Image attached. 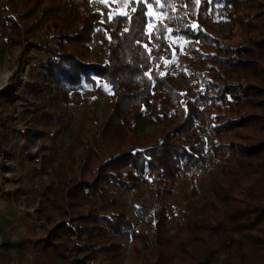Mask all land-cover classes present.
Wrapping results in <instances>:
<instances>
[{
	"label": "trees",
	"instance_id": "1",
	"mask_svg": "<svg viewBox=\"0 0 264 264\" xmlns=\"http://www.w3.org/2000/svg\"><path fill=\"white\" fill-rule=\"evenodd\" d=\"M92 1L21 0L11 7L16 16L6 7L0 13L7 46L50 54L36 63L46 74L34 84L41 101L26 111L58 122L56 137L72 133L64 155L41 158L40 176L51 160L53 179L37 191L36 213L50 228L36 262L125 264L120 238L130 232L127 264H264V0H131L127 15L106 24L97 22L102 14ZM150 5L163 13L151 30ZM235 16L247 35L222 46L214 31L222 19L234 25ZM97 27L109 41L94 58ZM42 29L52 30L53 44L30 42ZM172 38L187 43L185 52ZM173 54L185 84L201 90L194 99L184 101V86L166 69ZM98 82L112 91L102 123L83 113L73 125L67 113L45 110L92 106L72 89ZM147 115L158 127L141 139ZM112 183L134 200L149 186L153 232L134 228L128 207L107 188Z\"/></svg>",
	"mask_w": 264,
	"mask_h": 264
},
{
	"label": "rangeland",
	"instance_id": "2",
	"mask_svg": "<svg viewBox=\"0 0 264 264\" xmlns=\"http://www.w3.org/2000/svg\"><path fill=\"white\" fill-rule=\"evenodd\" d=\"M21 0H0V13L3 8H8L5 15H15L11 8ZM131 1V0H130ZM145 1V0H143ZM46 4V3H45ZM44 4V5H45ZM130 2L121 4L119 0H107L106 3L93 0L94 8L101 12L102 17L97 22L106 24L116 15L128 13ZM163 13L153 5L149 6L148 16L151 19L149 30ZM235 24L232 25L229 19H222L214 31L222 46L235 45L243 41L247 35L242 19L234 17ZM52 30L42 29L30 38V42L40 44V39L46 43L53 44L50 36ZM109 36L102 27H97L94 42L90 47V54L97 58L103 54L108 44ZM174 45H178L182 52L186 50V42L172 38ZM27 44L22 46H7L5 40L0 38V264H38L37 256L41 255V237L47 234L50 228L42 221L36 213L40 199L37 191L41 189L42 181L49 182L53 179V173L48 164V175L40 176V162L44 155H64L66 148L72 141V133L68 132L56 137L54 131L60 127L58 122L45 121L33 116L26 110L32 109L33 103H38L40 93L35 90V83L45 81V72L36 63L46 61L50 54L38 46L31 47ZM176 54H173L166 61V69L176 78V81L184 86V101L194 99L201 90L193 86H187L182 76V71L176 66ZM173 66V68H172ZM190 74L189 71H187ZM105 83L98 82L96 86L83 85L72 89V93L79 91L84 98L93 99V105L86 103L81 105L60 104L56 108L49 107L45 110L68 114L66 122L75 124L81 120L83 113L93 114L102 123L109 101L110 89ZM111 90V89H110ZM11 98L8 99V96ZM161 113H170L165 107H160ZM145 127L139 132V137L145 139L153 134L158 127L148 115L144 119ZM3 123L7 124L3 135ZM198 126L204 128V111L199 117ZM46 129L50 134L47 138H41L35 130ZM30 130V131H29ZM94 125L90 120L85 122V133L91 139ZM38 155L35 158L34 155ZM209 159L212 161L211 152ZM78 172L79 164H76ZM79 173V172H78ZM79 176V175H78ZM109 191L114 193L121 204L128 207V217L132 220L134 228L138 231L143 229L153 232V227L147 218V212L151 205V193L149 186H143L141 192L137 191V199L134 200L130 193L116 183L107 185ZM99 209L101 207L99 206ZM174 223V219L172 220ZM120 241L125 245V264L128 263L131 254V234L125 232L121 235Z\"/></svg>",
	"mask_w": 264,
	"mask_h": 264
},
{
	"label": "snow or ice",
	"instance_id": "3",
	"mask_svg": "<svg viewBox=\"0 0 264 264\" xmlns=\"http://www.w3.org/2000/svg\"><path fill=\"white\" fill-rule=\"evenodd\" d=\"M99 2L106 3L107 0H99ZM119 2L123 5V4H125V3L130 2V0H119ZM157 2H159V0H157ZM197 2H198V0H197ZM133 11H135V9H133ZM125 15H127V14L125 13ZM125 31H128V29H125ZM145 47H147V46L145 45ZM158 75H163V74H158ZM105 88L107 89V85H105ZM107 90H108V91L110 92V94H111V90H110V89H107Z\"/></svg>",
	"mask_w": 264,
	"mask_h": 264
}]
</instances>
